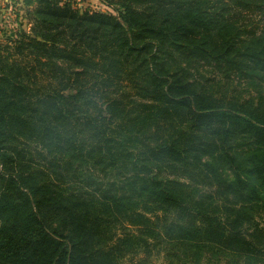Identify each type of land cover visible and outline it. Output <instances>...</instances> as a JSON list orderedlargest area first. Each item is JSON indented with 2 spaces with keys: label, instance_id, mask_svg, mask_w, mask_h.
<instances>
[{
  "label": "trees",
  "instance_id": "1",
  "mask_svg": "<svg viewBox=\"0 0 264 264\" xmlns=\"http://www.w3.org/2000/svg\"><path fill=\"white\" fill-rule=\"evenodd\" d=\"M23 1L0 42V264H264V0Z\"/></svg>",
  "mask_w": 264,
  "mask_h": 264
},
{
  "label": "rangeland",
  "instance_id": "2",
  "mask_svg": "<svg viewBox=\"0 0 264 264\" xmlns=\"http://www.w3.org/2000/svg\"><path fill=\"white\" fill-rule=\"evenodd\" d=\"M108 3L109 2L106 0H81L78 2L80 6H91L98 10L114 12V8L108 5ZM26 13L27 11L25 10V3L23 0H0V42L5 43V41H7V35L16 37V34L22 29H27V19L24 18V14ZM252 19L249 20V22L251 21V23L261 26L264 24V21L260 20V16H253ZM206 69L205 67L204 70ZM261 214L262 215L258 218L263 222L264 213ZM176 249L178 250L179 248ZM176 249L175 247L171 249L169 246H165L164 248L161 247V250L155 249L153 253L147 257L146 264H170V261H172L173 264L197 263L195 259H180L175 256L166 255L169 250L175 253ZM210 257L211 253L206 252L203 259L198 264H238L234 259L225 254Z\"/></svg>",
  "mask_w": 264,
  "mask_h": 264
},
{
  "label": "built area",
  "instance_id": "3",
  "mask_svg": "<svg viewBox=\"0 0 264 264\" xmlns=\"http://www.w3.org/2000/svg\"><path fill=\"white\" fill-rule=\"evenodd\" d=\"M67 1L79 2L81 0H67Z\"/></svg>",
  "mask_w": 264,
  "mask_h": 264
}]
</instances>
